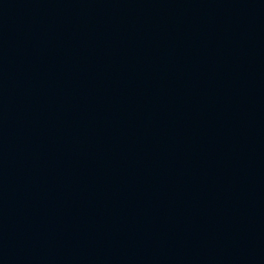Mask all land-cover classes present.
Masks as SVG:
<instances>
[{
	"label": "water",
	"instance_id": "water-1",
	"mask_svg": "<svg viewBox=\"0 0 264 264\" xmlns=\"http://www.w3.org/2000/svg\"><path fill=\"white\" fill-rule=\"evenodd\" d=\"M0 264H264V0H0Z\"/></svg>",
	"mask_w": 264,
	"mask_h": 264
}]
</instances>
